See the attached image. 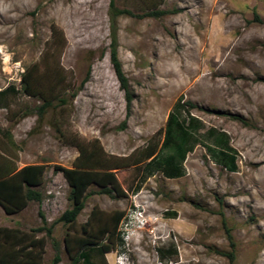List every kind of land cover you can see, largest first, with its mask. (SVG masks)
<instances>
[{
  "label": "rangeland",
  "instance_id": "obj_1",
  "mask_svg": "<svg viewBox=\"0 0 264 264\" xmlns=\"http://www.w3.org/2000/svg\"><path fill=\"white\" fill-rule=\"evenodd\" d=\"M110 2L0 0V92L13 90L0 98V153L18 169L47 167L41 203L15 215L0 205V228H51L50 238L37 235L47 239L43 264L57 253L59 264H71L64 238L72 231L57 223L72 207L70 187L56 166L73 169L79 147L95 144L111 164L131 163L148 147L163 159L171 152L162 149L166 125L176 113L199 120L184 175L169 179L158 164L144 163L116 171L122 197L92 187L79 232L95 208L124 213L106 262L96 253L92 260L264 264V0H165L162 17H121L118 55L133 94L130 112L111 63ZM153 4L116 0L139 15ZM32 68L37 90L52 102L42 118L44 100L21 84ZM209 130L225 134L230 149L214 147Z\"/></svg>",
  "mask_w": 264,
  "mask_h": 264
},
{
  "label": "trees",
  "instance_id": "obj_2",
  "mask_svg": "<svg viewBox=\"0 0 264 264\" xmlns=\"http://www.w3.org/2000/svg\"><path fill=\"white\" fill-rule=\"evenodd\" d=\"M153 1V8L142 15L134 14L116 5V0L110 2L111 22V45L110 57L115 75L120 87L125 93L127 109L130 112L133 103V94L130 90L129 80L124 73L122 63L119 59L118 49V20L124 16L130 17H162L164 11H158V7L165 0ZM257 21L258 18H257ZM57 33V30H54ZM60 33V32H59ZM36 71L32 68L23 74L21 84L23 91L28 96L40 97L44 100L43 105L38 109L39 118L44 111L51 106V101L45 98L36 88ZM84 80L82 86L87 83ZM65 77L59 78V85L64 84ZM12 88L0 92V98L6 96ZM199 131V120L189 116L188 120H181L178 114L173 113L167 122L162 149H168L170 154L165 158H159L156 148L148 147L139 158L129 163L123 159H116L111 164L112 157H106L103 149L95 144L92 149L79 147L80 157L73 169L56 166L55 171L60 172L70 187L68 197L71 209L66 210L57 223H63L71 229L64 238V247L71 258V264H96L92 260V254L96 253L102 257L105 263V255L114 250L117 243V230L124 217L123 212L107 214L99 209L92 210L88 221L81 226L80 232L76 228L78 217L85 208L87 198L92 194L90 189L94 186L99 188L98 194L122 197L125 192L118 180L117 170L130 166L158 164L162 173L169 179L180 178L184 175L183 164L189 153L193 152L199 143L196 133ZM207 136L212 138L214 147L228 150L229 141L225 134L209 130ZM225 164L228 161L230 169H234V158L226 152H220ZM3 165H0V205L8 215H15L25 210L31 202L41 203L42 194L38 188L44 184L47 171L45 165H28L18 169L13 162H10L1 155ZM158 167V168H159ZM42 221L43 216H42ZM46 231V236H52L51 228L39 227L31 232H24L19 229L0 228V264H43L44 253L47 244L46 238L37 235ZM106 239V242L103 243ZM234 247V244H232ZM233 258V255L230 254ZM61 257L59 253L54 257L52 264H59Z\"/></svg>",
  "mask_w": 264,
  "mask_h": 264
},
{
  "label": "built area",
  "instance_id": "obj_3",
  "mask_svg": "<svg viewBox=\"0 0 264 264\" xmlns=\"http://www.w3.org/2000/svg\"><path fill=\"white\" fill-rule=\"evenodd\" d=\"M140 225H141V229H144V224L141 223ZM121 235H122V234H121ZM124 238H125V237H124ZM118 264H122V263H118Z\"/></svg>",
  "mask_w": 264,
  "mask_h": 264
},
{
  "label": "bare ground",
  "instance_id": "obj_4",
  "mask_svg": "<svg viewBox=\"0 0 264 264\" xmlns=\"http://www.w3.org/2000/svg\"><path fill=\"white\" fill-rule=\"evenodd\" d=\"M223 215V214H222ZM224 221V220H223Z\"/></svg>",
  "mask_w": 264,
  "mask_h": 264
}]
</instances>
